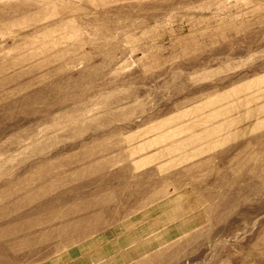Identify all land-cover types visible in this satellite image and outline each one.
<instances>
[{"label": "rangeland", "instance_id": "374dc122", "mask_svg": "<svg viewBox=\"0 0 264 264\" xmlns=\"http://www.w3.org/2000/svg\"><path fill=\"white\" fill-rule=\"evenodd\" d=\"M0 264H264V0H0Z\"/></svg>", "mask_w": 264, "mask_h": 264}]
</instances>
